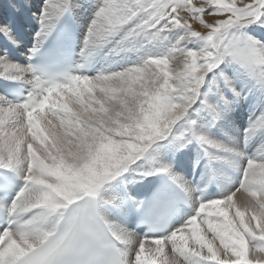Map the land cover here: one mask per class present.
I'll return each instance as SVG.
<instances>
[{
  "label": "snow or ice",
  "instance_id": "6c2138e0",
  "mask_svg": "<svg viewBox=\"0 0 264 264\" xmlns=\"http://www.w3.org/2000/svg\"><path fill=\"white\" fill-rule=\"evenodd\" d=\"M10 7L0 264H264V0H43L23 64ZM241 105V138L217 139ZM225 168L236 183L205 198Z\"/></svg>",
  "mask_w": 264,
  "mask_h": 264
},
{
  "label": "bare ground",
  "instance_id": "6f19581e",
  "mask_svg": "<svg viewBox=\"0 0 264 264\" xmlns=\"http://www.w3.org/2000/svg\"><path fill=\"white\" fill-rule=\"evenodd\" d=\"M34 2H36V3H38L39 5L41 4V3H43V2H41L40 0H33ZM25 2L29 5V0H25ZM194 2H198V0H194ZM26 4V5H27ZM41 7V6H40ZM183 15V14H182ZM89 16H90V14H89ZM204 19L205 20H209L210 18L209 17H204ZM193 28L195 29V30H198V31H201L202 29L199 27V25L198 24H196V23H194L193 24ZM255 35L258 37V38H260V39H264V31H257V32H255ZM250 103H251V101H250ZM247 106V105H246ZM246 109V108H245ZM244 109V110H245ZM247 109L250 111V108L247 106ZM246 109V110H247ZM236 118V116H234L233 115V113H231L230 114V117H229V120L226 122V123H224L223 125H221L220 126V128H224V127H226L227 125H232V120L233 119H235ZM245 123V122H244ZM238 132H239V130H240V127H239V125H238ZM223 132H227V130L226 129H224V130H222ZM236 131V130H235ZM218 132H220L221 134H223L220 130H217L216 132H214V135H215V137L217 138V139H220V140H223V139H221L220 137H218L217 136V134H218ZM224 136V139L226 140V142H229V138H234V139H236L237 140V138L235 137V135H234V132L233 133H231V132H228L227 134H223ZM242 136V133H240V134H238V140L240 139L239 137H241ZM259 141V140H258ZM260 142V141H259ZM258 147H259V149L261 148V142L260 143H258V146H257V148H256V150H255V152H257L258 151ZM251 149H252V147H251ZM251 149H249V150H251ZM235 199L237 200V202L238 203H240L241 205H243L245 202H246V199H248V197L246 196V194L245 193H242V192H238L237 194H236V197H235Z\"/></svg>",
  "mask_w": 264,
  "mask_h": 264
},
{
  "label": "rangeland",
  "instance_id": "374dc122",
  "mask_svg": "<svg viewBox=\"0 0 264 264\" xmlns=\"http://www.w3.org/2000/svg\"><path fill=\"white\" fill-rule=\"evenodd\" d=\"M40 1L43 2V0H40ZM244 2H247V0H244ZM42 4H43V3H41V4L39 5V7L42 6ZM40 8H41V7H40ZM244 111H246V109H245ZM57 123H58V122H57ZM246 124H247V123H243V124H242V127L244 128V127L246 126ZM235 132L238 133V130H236ZM217 136L220 137V138L222 139V137H223L224 135L221 134L220 132H218ZM235 137H236L237 140H238V135H235ZM223 138H224V137H223ZM239 138H241V137H239ZM259 143H260V142H259ZM258 149H259V147H258Z\"/></svg>",
  "mask_w": 264,
  "mask_h": 264
}]
</instances>
